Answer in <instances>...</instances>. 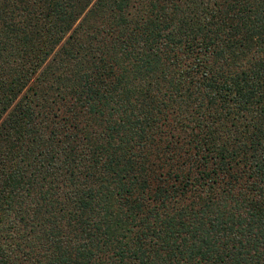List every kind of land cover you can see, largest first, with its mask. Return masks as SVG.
<instances>
[{
    "label": "trees",
    "instance_id": "trees-1",
    "mask_svg": "<svg viewBox=\"0 0 264 264\" xmlns=\"http://www.w3.org/2000/svg\"><path fill=\"white\" fill-rule=\"evenodd\" d=\"M0 264H264V0H0Z\"/></svg>",
    "mask_w": 264,
    "mask_h": 264
}]
</instances>
